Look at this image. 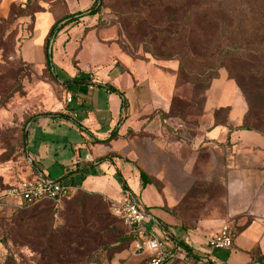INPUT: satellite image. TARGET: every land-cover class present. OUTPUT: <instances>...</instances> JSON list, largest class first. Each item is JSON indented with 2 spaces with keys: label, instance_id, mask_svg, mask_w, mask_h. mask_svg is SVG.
Here are the masks:
<instances>
[{
  "label": "rangeland",
  "instance_id": "obj_1",
  "mask_svg": "<svg viewBox=\"0 0 264 264\" xmlns=\"http://www.w3.org/2000/svg\"><path fill=\"white\" fill-rule=\"evenodd\" d=\"M77 1L82 10L95 2ZM169 1L100 0L96 14L89 9L76 16L62 0H0V264H71L85 254L93 255L88 264H149L124 219L100 194L75 187L59 205L21 208L11 206L3 192L31 176V164L60 178L75 152L86 154L78 148L90 139L81 125L91 118L90 102L107 106L97 80L105 78L109 66L130 67L136 78V62L141 63L140 72L146 71L151 83L173 90L171 113L183 119L199 114L195 105L210 79L191 83L202 75L179 71L180 60L201 57L216 37L197 29L187 34L185 9ZM56 22L63 28L50 42L48 67L43 44ZM218 71L238 86L241 80L254 112L264 116V82L232 78L226 67ZM110 76L122 91H130L127 73ZM70 106L73 118L59 116ZM131 185L136 186L133 178Z\"/></svg>",
  "mask_w": 264,
  "mask_h": 264
},
{
  "label": "crops",
  "instance_id": "obj_2",
  "mask_svg": "<svg viewBox=\"0 0 264 264\" xmlns=\"http://www.w3.org/2000/svg\"><path fill=\"white\" fill-rule=\"evenodd\" d=\"M62 1L76 16L91 8ZM140 68L136 62L135 78L130 67L109 66L97 80L105 84L107 106L90 102L91 118L81 125L90 139L78 148L98 162L76 165L75 152L56 179L107 200L134 193L151 216L148 227L167 246H183L182 241L214 264H264V136L242 127L247 105L240 88L221 71L201 88L199 114L183 119L171 113L173 90L151 83ZM112 73L132 78L129 92L114 83ZM69 108L59 116L73 118ZM31 165L30 175L36 168L43 172ZM225 225L234 231L233 246L210 248L209 238Z\"/></svg>",
  "mask_w": 264,
  "mask_h": 264
},
{
  "label": "trees",
  "instance_id": "obj_3",
  "mask_svg": "<svg viewBox=\"0 0 264 264\" xmlns=\"http://www.w3.org/2000/svg\"><path fill=\"white\" fill-rule=\"evenodd\" d=\"M99 1L95 0L89 14L98 12L101 5ZM169 2L185 9L184 23L188 29L187 34L193 36L194 30L197 29L207 31L216 37V43L207 48L201 57H183L180 60L179 71H186L190 75H202L193 77L191 83L217 77L221 67H226L232 78L243 77L251 78L254 82H264V0H170ZM62 28L63 26H58L56 22L45 39L44 52L48 67H52L50 42ZM233 71L236 72L233 74ZM240 81L238 80L240 86L238 87L246 93ZM104 86L105 84H99V87ZM108 89L115 91L111 87ZM247 99L249 109L244 115L242 127L255 130L264 136V116L254 112L249 97ZM142 180L144 184L148 182V177L144 173ZM91 194L97 195V193ZM44 202L59 205L52 201ZM181 243L192 253V249L187 244L182 241ZM62 254L64 253H61V257ZM92 259V254H85L79 261L71 264H88ZM262 260L264 261V257Z\"/></svg>",
  "mask_w": 264,
  "mask_h": 264
},
{
  "label": "built area",
  "instance_id": "obj_4",
  "mask_svg": "<svg viewBox=\"0 0 264 264\" xmlns=\"http://www.w3.org/2000/svg\"><path fill=\"white\" fill-rule=\"evenodd\" d=\"M67 100L71 102L72 98L69 97ZM82 162L96 164L98 159L90 153L83 157L80 154L75 158V164ZM74 188V185L64 179L53 178L36 168L33 175L18 178L10 184L3 192V197L11 206L21 208L44 201L60 204ZM108 202L113 212L124 219L137 250L148 254L149 264H165L171 260L185 264H214L208 256L195 255L178 243L167 246L148 227L151 216L134 193L127 191L121 201L108 200ZM233 242L234 231L229 225H225L209 238L208 246L212 249H227L233 246Z\"/></svg>",
  "mask_w": 264,
  "mask_h": 264
}]
</instances>
